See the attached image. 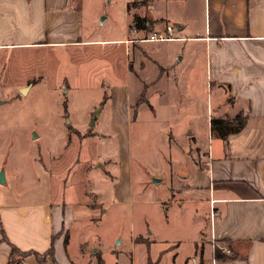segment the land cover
I'll return each instance as SVG.
<instances>
[{
  "label": "crops",
  "instance_id": "0c3cea01",
  "mask_svg": "<svg viewBox=\"0 0 264 264\" xmlns=\"http://www.w3.org/2000/svg\"><path fill=\"white\" fill-rule=\"evenodd\" d=\"M82 3L0 0V69L7 68L1 59L8 54L97 43L83 35ZM124 10L127 37L108 41L124 44V68L144 90L175 91L170 103L184 118L177 132L194 139L178 152L180 171L175 175L180 183L175 194L169 189L152 221L131 232L122 247L119 236V248L111 245L102 251L96 240L85 237V230L72 251L69 238L75 220L99 222L119 205L132 203L126 182L110 184L107 192L95 190V200L86 202L85 194L72 199L66 182L56 191H41L35 177L36 187L30 188L27 180L6 199L2 187L15 181L16 174L1 151L0 172L6 182H0V264H191L192 256L201 264H264V0H125ZM134 16L146 20L138 36L175 24L176 39L156 46L128 41ZM175 42L174 48L166 45ZM109 85L114 96L122 93L120 83ZM24 88L17 89L23 93ZM154 94L146 93L145 99H157ZM199 95L206 98L204 114L185 116V110L200 103ZM125 98L130 112L132 100ZM237 113L244 117L240 130L222 139L212 133V118H234ZM187 165L193 171L187 173ZM27 176L22 174L21 180ZM41 176L50 183L56 180ZM153 178L160 180H152L154 184L162 181ZM213 244L230 251L218 250L216 258ZM12 245L17 248L13 254ZM49 249L51 255L45 254ZM25 252L46 257L40 261L39 255Z\"/></svg>",
  "mask_w": 264,
  "mask_h": 264
},
{
  "label": "rangeland",
  "instance_id": "374dc122",
  "mask_svg": "<svg viewBox=\"0 0 264 264\" xmlns=\"http://www.w3.org/2000/svg\"><path fill=\"white\" fill-rule=\"evenodd\" d=\"M82 2L83 35L99 40L97 43L59 51L38 47L1 59L7 68L0 69L4 75L0 81L4 90L0 93V153L10 160L16 174L15 181L3 185L2 194L6 199L12 197L27 180L30 188L36 187L32 183L37 177L41 191H56L59 183L66 182L72 187V199L85 194L82 201L91 202L96 198L95 190L107 192L110 184L126 182L125 191L132 203L119 205L111 217L99 222L75 220L71 226L70 250H75L79 234L86 230L85 237L96 240L103 251L111 245L119 248L115 244L119 236L122 247L131 232L152 221V214L160 210L157 203L169 197V189L175 194L173 189L180 183L175 175L180 171L178 152L191 146L194 139L186 132L181 136L177 132V124L184 118L170 103L175 91L144 90L141 81L124 68V44L108 41L124 34L127 37L125 0ZM128 36H133L131 30ZM176 44L166 43L170 48ZM109 82L120 83L122 93L111 94ZM18 87L28 90L22 93ZM178 90L186 92L182 87ZM152 92L158 96L149 98L154 106L145 99L146 93ZM126 95L132 100L130 112ZM199 100L184 111L185 116L204 114L206 98L199 95ZM186 160L191 161L189 156ZM186 167L187 173L193 171ZM42 173L56 180L50 183ZM22 174L29 177L22 181ZM156 176L162 181L154 184ZM115 232L117 238L113 237Z\"/></svg>",
  "mask_w": 264,
  "mask_h": 264
},
{
  "label": "trees",
  "instance_id": "16d2710c",
  "mask_svg": "<svg viewBox=\"0 0 264 264\" xmlns=\"http://www.w3.org/2000/svg\"><path fill=\"white\" fill-rule=\"evenodd\" d=\"M145 18L139 17V16H134L133 20L131 22V29L136 28L137 30L140 29H145L146 24H145ZM141 100H143V96H141ZM244 124V117L241 113H237V115L234 118H212L211 119V125L210 128L212 130V133L219 138H224L228 134L231 133H236L238 130L242 128ZM17 248L15 245H12V254L15 253ZM30 253H34L35 255H39L36 252H25L23 255H28ZM45 254L51 255V249H49ZM46 255L42 256L39 255L40 261H43L45 259ZM215 257L218 258L220 257L219 251H215Z\"/></svg>",
  "mask_w": 264,
  "mask_h": 264
},
{
  "label": "built area",
  "instance_id": "2783aa9c",
  "mask_svg": "<svg viewBox=\"0 0 264 264\" xmlns=\"http://www.w3.org/2000/svg\"><path fill=\"white\" fill-rule=\"evenodd\" d=\"M177 30V27L175 26V24H167L165 25L164 29L162 30H158V31H148L146 34H144L143 36H138V30L136 28H132L131 32L133 34V36L128 39V41L130 42H162V41H173L174 39H176L175 37V32ZM211 217H213L214 212L212 211ZM212 249L219 250L222 253H229V249L226 247H217L213 244L212 245ZM189 262L191 264H201V262L198 260L197 257H190L189 258ZM211 264H214V262L212 261Z\"/></svg>",
  "mask_w": 264,
  "mask_h": 264
},
{
  "label": "water",
  "instance_id": "95a60500",
  "mask_svg": "<svg viewBox=\"0 0 264 264\" xmlns=\"http://www.w3.org/2000/svg\"><path fill=\"white\" fill-rule=\"evenodd\" d=\"M26 91V89L24 88V90H23V93ZM92 124V123H91ZM36 136V135H35ZM154 182H159L160 180L158 179V178H153L152 179ZM0 182L1 183H5L6 182V180H5V177H4V172L3 171H1L0 172Z\"/></svg>",
  "mask_w": 264,
  "mask_h": 264
}]
</instances>
